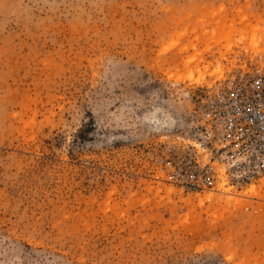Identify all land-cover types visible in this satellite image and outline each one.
I'll return each mask as SVG.
<instances>
[{
    "label": "rangeland",
    "instance_id": "rangeland-1",
    "mask_svg": "<svg viewBox=\"0 0 264 264\" xmlns=\"http://www.w3.org/2000/svg\"><path fill=\"white\" fill-rule=\"evenodd\" d=\"M249 67L264 0H0V264H264V177L162 172Z\"/></svg>",
    "mask_w": 264,
    "mask_h": 264
},
{
    "label": "built area",
    "instance_id": "built-area-1",
    "mask_svg": "<svg viewBox=\"0 0 264 264\" xmlns=\"http://www.w3.org/2000/svg\"><path fill=\"white\" fill-rule=\"evenodd\" d=\"M188 144L168 150L165 182L190 193L264 177V67L238 70L193 97Z\"/></svg>",
    "mask_w": 264,
    "mask_h": 264
},
{
    "label": "bare ground",
    "instance_id": "bare-ground-1",
    "mask_svg": "<svg viewBox=\"0 0 264 264\" xmlns=\"http://www.w3.org/2000/svg\"><path fill=\"white\" fill-rule=\"evenodd\" d=\"M224 180H225V179H224V178H222V182H223ZM222 182H221V183H222ZM221 183H220V184H221ZM220 184H219V185H220Z\"/></svg>",
    "mask_w": 264,
    "mask_h": 264
}]
</instances>
